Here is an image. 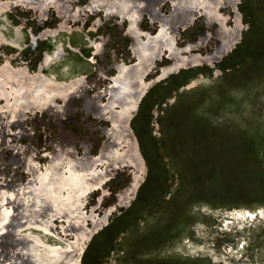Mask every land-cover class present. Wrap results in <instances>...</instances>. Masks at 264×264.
Masks as SVG:
<instances>
[{"label":"rangeland","instance_id":"obj_1","mask_svg":"<svg viewBox=\"0 0 264 264\" xmlns=\"http://www.w3.org/2000/svg\"><path fill=\"white\" fill-rule=\"evenodd\" d=\"M97 4L0 0L1 264H17L23 253L14 242L3 247L10 244L14 225L36 219L31 214L33 176L25 166L32 159L41 172L48 164L53 146L40 141L67 131L71 138L78 135L80 155L83 147L96 155L112 127L107 119L94 117L86 100L101 94L100 101L106 102L115 64H131L135 57L126 34L129 21ZM233 7L235 12L231 7L222 12L235 31L232 48L213 65L184 68L157 81L140 100L130 122L139 187L130 204L119 207L110 224L86 244L84 264H264V0H236ZM161 9L168 15L171 5ZM146 13H140L137 26L158 30ZM167 28L181 46L204 24L197 19L186 28ZM218 41L213 37L206 49ZM163 57L160 65H168V54ZM49 93L52 99L42 103ZM34 153L43 156L33 159ZM134 170L128 166L114 173L105 184L110 195L96 213L109 206ZM93 200L89 194L84 211L90 212ZM242 208L259 212L236 215ZM57 220L59 230L66 222ZM37 234L48 244H63Z\"/></svg>","mask_w":264,"mask_h":264},{"label":"bare ground","instance_id":"obj_2","mask_svg":"<svg viewBox=\"0 0 264 264\" xmlns=\"http://www.w3.org/2000/svg\"><path fill=\"white\" fill-rule=\"evenodd\" d=\"M97 1L98 8L100 6L102 9L118 14L122 21L123 19L129 21L126 34L131 38L130 49L133 51L132 54H134L135 60H133L134 62L131 64L124 62L115 64L117 67V74L111 77L114 83L107 91V93H109L106 102L102 103L100 101L102 100L100 99L101 94H96L86 100V108L93 113L94 117H99L104 120L107 119L112 124L109 132L107 131V138L103 141L96 155L90 154L88 149L84 147L80 155L75 143L77 141L76 139H78V135L71 138L66 135L67 131H65L66 133L63 132V134L61 132L56 139H51V141L44 139L40 141V144L43 146H53V151L49 152L47 155L49 157V162L45 165V168L43 167L44 169L41 168V172L38 171L37 163L32 161V159L29 165L25 166V169L33 176L32 180L28 178V180H31V190L33 192L31 198L33 213H29L34 214L36 219L32 217L34 220H25L23 218L19 220L16 225L13 224V232L9 237L11 240L10 244H3V247L7 248V246H11L12 242H14L12 246L23 252L17 264H84L82 258L84 256L86 244L92 242L96 234L100 233V230L110 224V217L117 208L130 204L133 195L139 187L141 177H139L138 159L136 158L132 142V140L135 139L133 133L130 131V122L132 116L138 110L140 100L147 94L148 88L152 84H156L157 81L168 77L170 74L181 72V69H189L202 64L213 65L236 43V38L232 37L233 32H235L234 28L232 26L231 28L227 26V17L222 13L223 9L227 10L229 7L235 12L233 5L236 0ZM164 3H169L171 5V10L168 15L160 13L162 10L161 8L165 5ZM87 4L89 5L90 3ZM86 9H88V7ZM145 9L150 22L152 24L158 23V30L151 32L149 30H142L137 26L141 17L140 13ZM93 10L96 11V9ZM107 15L108 13H106V16ZM197 19L203 22L204 29L197 34L193 40L186 41L183 45L179 46L176 37L172 36L174 34L168 31L167 27H171L173 30L186 28ZM235 20L237 21L238 17H236ZM228 28L229 30L227 32ZM213 37L220 39V41L216 43L214 48L207 50L206 46ZM34 40L32 42H34ZM206 50L209 52L205 54L197 53V51L205 52ZM166 54H168L167 59L170 60L169 64L161 66L162 64L160 65V63L164 62L163 56H166ZM155 67L158 68L157 75L149 79V81H146L147 75ZM2 69L3 66H0V71H2ZM100 75H102V72ZM192 86L193 85L190 84V87ZM38 98L40 97L35 96V100ZM41 99L42 103L45 102L48 104L50 99H52L51 94H45ZM52 108L55 107L53 106ZM59 112L62 113V110ZM67 112L69 111L66 110L65 113ZM65 113L59 116L62 122L64 121ZM98 121L100 122L101 120ZM124 145L128 146H126L128 150L119 152L120 147ZM32 155L33 159L43 156L40 154L36 155L35 153ZM128 166L135 169L132 176L130 175L131 178L129 181H126L125 185L117 190V194L114 196V203L102 209L100 211L101 213H96L101 207L104 198L110 195V191L106 189L105 184L111 180L116 171L125 169ZM97 191H99V194L96 193ZM89 194L94 195L95 200V205L90 208V212L83 210ZM14 195L15 194H13V196ZM10 203H12V201H10ZM23 204L25 205V202ZM42 210H44V212H42ZM234 212H236L238 216L253 217V213H257L259 210L250 211L246 208H242ZM10 217L11 216H9V218ZM57 218L62 222H66L65 225H61V229L59 230L57 229V225H55L56 223H54ZM8 227L10 228V226ZM32 229L41 233L43 232L45 235H49L63 244H48L42 240L39 234H37L38 232L34 234ZM8 230L12 231V229ZM23 230H27L28 232L22 233ZM0 251L3 252L2 250ZM4 253L7 255L6 249H4ZM0 262L2 263V259Z\"/></svg>","mask_w":264,"mask_h":264},{"label":"water","instance_id":"obj_3","mask_svg":"<svg viewBox=\"0 0 264 264\" xmlns=\"http://www.w3.org/2000/svg\"><path fill=\"white\" fill-rule=\"evenodd\" d=\"M186 85V84H185ZM185 85H183L185 87ZM129 171H131V168H129ZM129 177V176H128ZM117 194V191L113 193V199L107 204V205H110L112 203H114L115 199H114V196H116ZM118 209V208H117ZM117 209L112 213V215L117 211ZM111 215V216H112Z\"/></svg>","mask_w":264,"mask_h":264}]
</instances>
